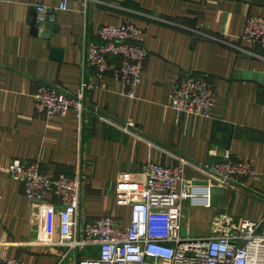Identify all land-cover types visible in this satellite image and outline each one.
I'll list each match as a JSON object with an SVG mask.
<instances>
[{
    "label": "crops",
    "instance_id": "crops-1",
    "mask_svg": "<svg viewBox=\"0 0 264 264\" xmlns=\"http://www.w3.org/2000/svg\"><path fill=\"white\" fill-rule=\"evenodd\" d=\"M61 0H4L0 6V254L25 264H55L57 200L50 193L28 199L8 166L14 159L36 161L48 177L70 174L83 143L80 214H111L129 224L131 207L118 197V185L136 182L149 161L173 166L185 160L184 178L209 186V206L185 201L181 236L202 238L216 214L234 220L264 216V84L236 77L237 70L264 74V49L239 39L248 16L264 17V0H68L53 25L36 23V6ZM49 39L32 32L33 21ZM129 21L143 33L148 52L135 98L110 76L99 80L85 63L87 41L97 28ZM49 46L62 48V59ZM205 75L213 84L209 117L176 114L171 87L184 75ZM86 80L83 120L70 110L45 118L34 110L41 83L72 91ZM133 127L125 126L128 121ZM228 150L249 161L257 175L242 185H220L203 165Z\"/></svg>",
    "mask_w": 264,
    "mask_h": 264
},
{
    "label": "built area",
    "instance_id": "built-area-1",
    "mask_svg": "<svg viewBox=\"0 0 264 264\" xmlns=\"http://www.w3.org/2000/svg\"><path fill=\"white\" fill-rule=\"evenodd\" d=\"M4 0H0V6ZM67 1L47 8L36 6V23H56L58 11L67 9ZM143 31L129 21L97 28V41H87L85 63L99 80L110 76L123 84L126 95L135 98L141 72L148 57L143 46ZM239 39L264 49V17L246 18ZM83 80L67 91L56 84L41 83L33 93L34 110L39 116H65L70 110L81 122L87 92L98 88ZM215 92L205 75H184L171 87L169 106L176 114L209 117ZM127 127H133L128 121ZM186 161L173 166L147 162L137 174L136 182H120L118 197L130 204L129 224L121 228L119 220L104 214L89 219L80 214L83 194V143L80 142L75 165L70 174L48 177L36 161L14 159L8 166L28 199H43L50 193L57 204L58 239L63 248L55 264H264V216L260 220L236 221L230 214H216L209 233L202 238L181 236L182 208L209 206V186L184 178ZM207 176L220 185H242L257 175L247 160L236 159L226 150L220 160L204 164ZM264 189V171L260 174ZM90 249L83 256L82 250ZM0 264H25L17 258L0 254Z\"/></svg>",
    "mask_w": 264,
    "mask_h": 264
},
{
    "label": "water",
    "instance_id": "water-1",
    "mask_svg": "<svg viewBox=\"0 0 264 264\" xmlns=\"http://www.w3.org/2000/svg\"><path fill=\"white\" fill-rule=\"evenodd\" d=\"M32 32L35 35H40L44 39H49L50 37V32L49 30H44L40 29L35 25V20L33 21V27H32ZM49 52H50V57H52L55 60H61L62 59V48L56 47V46H49ZM236 77H242L243 79H253L257 82H260L261 84H264V74H261L259 72H254V71H242V70H237L235 73Z\"/></svg>",
    "mask_w": 264,
    "mask_h": 264
},
{
    "label": "rangeland",
    "instance_id": "rangeland-1",
    "mask_svg": "<svg viewBox=\"0 0 264 264\" xmlns=\"http://www.w3.org/2000/svg\"><path fill=\"white\" fill-rule=\"evenodd\" d=\"M83 256H85V255H90L91 253H90V249H88V248H84L83 250H82V253H81Z\"/></svg>",
    "mask_w": 264,
    "mask_h": 264
}]
</instances>
